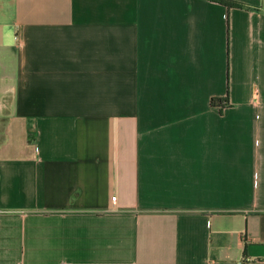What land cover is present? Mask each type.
Returning a JSON list of instances; mask_svg holds the SVG:
<instances>
[{
    "label": "crops",
    "instance_id": "1",
    "mask_svg": "<svg viewBox=\"0 0 264 264\" xmlns=\"http://www.w3.org/2000/svg\"><path fill=\"white\" fill-rule=\"evenodd\" d=\"M223 1L0 0V264H264V0Z\"/></svg>",
    "mask_w": 264,
    "mask_h": 264
},
{
    "label": "trees",
    "instance_id": "2",
    "mask_svg": "<svg viewBox=\"0 0 264 264\" xmlns=\"http://www.w3.org/2000/svg\"><path fill=\"white\" fill-rule=\"evenodd\" d=\"M222 4H225V5H227V6H239L238 4H236V3H234V2H232V1H223V0H219ZM215 101L213 100V103H214ZM217 102V101H216Z\"/></svg>",
    "mask_w": 264,
    "mask_h": 264
},
{
    "label": "built area",
    "instance_id": "3",
    "mask_svg": "<svg viewBox=\"0 0 264 264\" xmlns=\"http://www.w3.org/2000/svg\"><path fill=\"white\" fill-rule=\"evenodd\" d=\"M110 199H111V201H114L115 197L114 196H111Z\"/></svg>",
    "mask_w": 264,
    "mask_h": 264
}]
</instances>
